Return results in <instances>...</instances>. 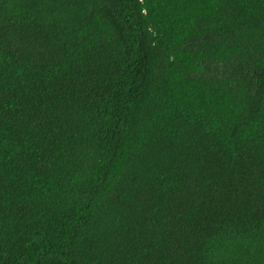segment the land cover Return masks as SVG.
I'll return each mask as SVG.
<instances>
[{
	"label": "trees",
	"instance_id": "1",
	"mask_svg": "<svg viewBox=\"0 0 264 264\" xmlns=\"http://www.w3.org/2000/svg\"><path fill=\"white\" fill-rule=\"evenodd\" d=\"M0 264H264V0H0Z\"/></svg>",
	"mask_w": 264,
	"mask_h": 264
}]
</instances>
